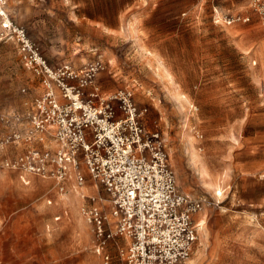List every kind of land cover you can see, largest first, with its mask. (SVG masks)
Returning <instances> with one entry per match:
<instances>
[{
	"label": "rangeland",
	"instance_id": "rangeland-1",
	"mask_svg": "<svg viewBox=\"0 0 264 264\" xmlns=\"http://www.w3.org/2000/svg\"><path fill=\"white\" fill-rule=\"evenodd\" d=\"M155 2L145 6L156 9L146 17L148 46L138 47L128 34L108 37L107 44L116 46L109 49L112 64L98 47L71 58L70 46L86 32L66 24L61 12V64L52 67L40 54L54 69L101 60L98 92L108 83L113 91L128 89L138 107L147 109L144 124L160 133L180 191L204 200L199 217L205 224L187 264H264V64L233 45L225 22H214L215 8L225 19L242 0ZM7 6L14 16L9 0ZM182 10L194 14L178 30ZM78 56L89 59L74 64ZM40 83L16 44L0 42V264H102L83 213L92 205L109 209L102 187L90 179L80 187L70 181L61 192L52 178L4 166L18 154L56 147L39 134L30 141L12 138L32 129L21 117L41 94ZM105 251L111 264H119L112 242Z\"/></svg>",
	"mask_w": 264,
	"mask_h": 264
},
{
	"label": "built area",
	"instance_id": "built-area-1",
	"mask_svg": "<svg viewBox=\"0 0 264 264\" xmlns=\"http://www.w3.org/2000/svg\"><path fill=\"white\" fill-rule=\"evenodd\" d=\"M251 7L264 23V0H251ZM236 21L249 17L225 16L226 24ZM4 41L16 44L24 66L44 89L21 117L32 129L12 138L30 141L39 134L40 140L50 137L56 143L53 151L32 149L5 159L4 166L52 178L61 192L70 181L80 187L90 179L102 187L109 212L94 205L83 208L102 264H111L108 242L116 247L119 264H187L204 200L180 191L160 133L144 124L147 109L138 107L128 89L100 95L95 78L104 69L101 60L79 69L50 67L26 30L14 23L7 0H0Z\"/></svg>",
	"mask_w": 264,
	"mask_h": 264
},
{
	"label": "crops",
	"instance_id": "crops-1",
	"mask_svg": "<svg viewBox=\"0 0 264 264\" xmlns=\"http://www.w3.org/2000/svg\"><path fill=\"white\" fill-rule=\"evenodd\" d=\"M100 1H103L102 4ZM155 1L160 0H9V6L14 8V16L9 13L14 23L25 28L29 37L39 46L41 54L52 67L61 64L62 46L59 44V32L65 31V23L85 29L86 32L83 36L82 34L76 36L77 40L70 46L72 59L83 49L98 47L102 51L106 49L105 54L108 55L112 64L115 58L109 54V49L116 48V46L107 44L108 37L121 39L122 36L128 34L130 40L135 41L134 44L138 47L148 46L145 44L148 38L143 37V33L148 32L146 17L156 9L152 7L146 11L145 6L147 8L155 6ZM60 12L63 14L65 23L57 19ZM227 12L231 13V16L249 17V21H236L226 25L217 23L215 11L214 22L224 25L226 33L238 50L254 63L258 62L263 65L264 23L251 9L250 0H242L239 5L228 9ZM179 13L180 15L177 16L179 17L178 30L181 28L180 23L183 22V18L194 14L191 10H182ZM223 15L227 16L226 13ZM185 28L183 29L186 30ZM97 36H99L98 39ZM65 43L64 48L68 50L67 42ZM88 57L78 56L74 64H80L81 60L89 59ZM113 88L114 86L110 83L103 85L100 95L107 97L115 93L116 90L113 91ZM38 90L39 93L43 92L42 83L38 86Z\"/></svg>",
	"mask_w": 264,
	"mask_h": 264
},
{
	"label": "bare ground",
	"instance_id": "bare-ground-1",
	"mask_svg": "<svg viewBox=\"0 0 264 264\" xmlns=\"http://www.w3.org/2000/svg\"><path fill=\"white\" fill-rule=\"evenodd\" d=\"M215 11H216V13H215V15H216V17H215V21H216L217 23L225 22V21H224L225 19H223V17H221V16L219 15L218 11H217V10H215ZM225 23H226V22H225ZM74 193H75V192H74ZM204 224H205L204 216L199 217V220H198V233H200V232L202 231V229H203V227H204ZM190 261H191V260H190Z\"/></svg>",
	"mask_w": 264,
	"mask_h": 264
}]
</instances>
